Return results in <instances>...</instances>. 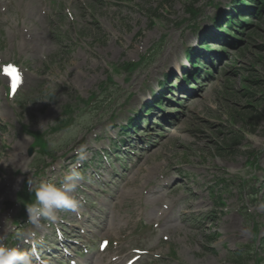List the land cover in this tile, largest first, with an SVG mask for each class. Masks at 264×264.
I'll list each match as a JSON object with an SVG mask.
<instances>
[{
	"label": "rangeland",
	"instance_id": "obj_1",
	"mask_svg": "<svg viewBox=\"0 0 264 264\" xmlns=\"http://www.w3.org/2000/svg\"><path fill=\"white\" fill-rule=\"evenodd\" d=\"M218 3L226 10L230 2L0 1V66L12 64L22 75L18 92L10 96L0 74V184L10 197L8 204L0 203V228L6 229L0 243H13L10 236L19 230H37L38 240L53 235L42 234L48 222L37 228L27 217L19 219L15 196L26 181L59 183L82 154L78 170H84L92 187H100L93 179L103 173L105 182L111 175L104 168H115L112 161L119 158L127 163L131 151L136 154L128 162L131 169L119 184L101 187L106 195L82 181L71 194L85 198L82 211L76 200L87 218L76 220L68 210H58L57 222L49 224L56 226L52 230L70 231L66 226L76 222L83 230L81 244L91 250L74 260L234 264L231 254L245 246L252 253L244 264L264 258V25L244 40L243 52L229 51L231 61L222 64L224 70L183 104L176 129L150 137L142 149H121L117 157L113 151L118 142L123 144L118 126L152 99L167 74L184 64V52L198 39L192 25L211 30ZM188 6L199 10L197 19L188 14ZM156 44V53L130 77L117 69L148 56ZM243 86L250 93L247 99ZM92 94L94 100L85 104ZM235 136L241 140L236 146L231 142ZM220 143L233 149L218 152ZM108 150L105 164L100 154ZM11 181H16L12 191ZM181 184L189 188H179ZM80 186L94 195L88 198ZM91 198L104 211L90 207ZM92 213L100 221H91ZM102 240L109 246L99 253L94 244ZM17 242L21 247L27 241Z\"/></svg>",
	"mask_w": 264,
	"mask_h": 264
},
{
	"label": "clouds",
	"instance_id": "obj_2",
	"mask_svg": "<svg viewBox=\"0 0 264 264\" xmlns=\"http://www.w3.org/2000/svg\"><path fill=\"white\" fill-rule=\"evenodd\" d=\"M9 74L12 70L9 69ZM84 155L79 158L66 171L61 182L28 180L29 190L34 193V202L26 207L27 222L34 227H40L42 222L55 224L58 220V210L76 211L78 201L71 195L84 179L78 170ZM18 240L30 243V251H24L18 246H8L0 243V264H47L39 246L41 241L36 238V233H17Z\"/></svg>",
	"mask_w": 264,
	"mask_h": 264
},
{
	"label": "trees",
	"instance_id": "obj_3",
	"mask_svg": "<svg viewBox=\"0 0 264 264\" xmlns=\"http://www.w3.org/2000/svg\"><path fill=\"white\" fill-rule=\"evenodd\" d=\"M246 1L247 0H241V2H243V3H247ZM250 2H251V4L253 3L255 7H257V11L255 12V18H254L255 20L252 18L253 16L252 17L249 16L248 18H241L242 20L244 19V21L246 23H248V24H254L256 22L255 25H254V28L249 29L248 30L249 33L248 34L247 33L245 34L247 38H251L252 37L251 35H257L258 31L260 30L259 27L261 25H264V4H257V2L255 0H251ZM234 12H236V10H234ZM221 19L222 18H220L217 21V23H219L221 21ZM232 23H236L237 26H241L239 23H237L235 21V18L234 17L232 18ZM234 29L235 30L237 29V30L243 31V32L245 31V29L242 28V27L240 29H238V28H234ZM224 30L227 31V28H224ZM245 46H246V43L244 42V44L241 45V48L239 49V51L240 52H243L244 49H245ZM252 83H256V82H252ZM243 96L246 99H247V96H250V93L246 89V86H244V94H243ZM238 141H239V138L238 137H235L234 140H233L234 143H236ZM227 147H230V146H227ZM222 149H227V148H222Z\"/></svg>",
	"mask_w": 264,
	"mask_h": 264
},
{
	"label": "snow or ice",
	"instance_id": "obj_4",
	"mask_svg": "<svg viewBox=\"0 0 264 264\" xmlns=\"http://www.w3.org/2000/svg\"><path fill=\"white\" fill-rule=\"evenodd\" d=\"M9 69L12 70L11 75L9 74V71H8ZM2 71L5 76L10 77V80H11L10 90L14 92L21 81V77H20L18 70L14 66L6 65L3 67Z\"/></svg>",
	"mask_w": 264,
	"mask_h": 264
},
{
	"label": "bare ground",
	"instance_id": "obj_5",
	"mask_svg": "<svg viewBox=\"0 0 264 264\" xmlns=\"http://www.w3.org/2000/svg\"><path fill=\"white\" fill-rule=\"evenodd\" d=\"M11 183H13V181L9 184ZM0 199H2L3 202L7 201V191L5 190V187H3L2 183L0 184Z\"/></svg>",
	"mask_w": 264,
	"mask_h": 264
}]
</instances>
